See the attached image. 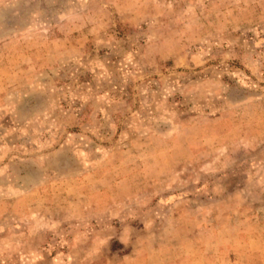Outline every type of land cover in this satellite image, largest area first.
I'll return each mask as SVG.
<instances>
[{
	"label": "rangeland",
	"instance_id": "374dc122",
	"mask_svg": "<svg viewBox=\"0 0 264 264\" xmlns=\"http://www.w3.org/2000/svg\"><path fill=\"white\" fill-rule=\"evenodd\" d=\"M0 264H264V0H0Z\"/></svg>",
	"mask_w": 264,
	"mask_h": 264
}]
</instances>
